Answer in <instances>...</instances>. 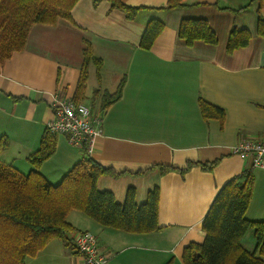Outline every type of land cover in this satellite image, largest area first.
Listing matches in <instances>:
<instances>
[{
  "label": "crops",
  "instance_id": "1",
  "mask_svg": "<svg viewBox=\"0 0 264 264\" xmlns=\"http://www.w3.org/2000/svg\"><path fill=\"white\" fill-rule=\"evenodd\" d=\"M121 1L138 8L133 20L111 11L107 1L93 6L92 0H78L70 19L30 27L24 49L13 52L0 67V137L8 139L0 161L24 175L31 171L27 158L38 150L52 118L50 100L73 99L88 43L101 62L100 81L89 63L86 90L78 103L102 121V137L91 158L116 174L99 176L97 188L111 192L118 203L133 188L137 204H144L148 191L158 187L160 229L124 233L74 210L67 217L74 227L71 243L83 230L96 236L106 264H183V249L203 241L201 222L220 187L245 169L252 168L254 174L246 218L264 219V170L232 154L241 138H264V37L258 34L257 18L264 20V0H182L170 10L161 9L168 0ZM152 19L164 29L151 49L144 50L140 39ZM183 19L206 20L217 44L196 41L187 46L177 34ZM233 28L248 31L250 39L247 46L227 54ZM118 89L119 97L102 112L104 95L111 97ZM199 99L222 109L223 122L205 119ZM83 156L82 149L58 135L55 152L39 172L58 185ZM219 158L210 172L193 167L184 175H161L154 168L182 169L188 162ZM242 246L255 248L251 234L242 239ZM258 256L264 263V254ZM26 264L82 262L64 242L52 240Z\"/></svg>",
  "mask_w": 264,
  "mask_h": 264
},
{
  "label": "trees",
  "instance_id": "2",
  "mask_svg": "<svg viewBox=\"0 0 264 264\" xmlns=\"http://www.w3.org/2000/svg\"><path fill=\"white\" fill-rule=\"evenodd\" d=\"M78 0H0V67L13 52L24 49L28 31L33 24L54 25L58 18L70 19V11ZM101 1L110 4L111 11L117 9L133 20L137 9L126 6L121 0H92L93 6ZM182 0H168L163 10L180 7ZM263 0H259L262 2ZM245 7L241 8L244 9ZM258 18V34L264 37V20ZM164 29L158 20H150L141 36L139 48L151 49L156 38ZM178 37L187 46L196 41L217 44L216 35L206 20L183 19ZM250 34L233 28L227 42V54L247 46ZM88 43L83 50V63L77 88L72 101L80 102L84 97L88 64L96 67L97 81H100L101 62L92 54ZM97 89L95 93L98 92ZM120 89L102 99L100 110H105L120 95ZM205 119L214 118L221 123L224 112L203 100H198ZM8 147L6 136L0 137V153ZM56 149V135L46 128L40 138L38 150L28 155L31 171L24 175L11 165L0 162V264H26L52 240H59L75 254L69 234L74 227L67 221L71 211H79L99 225L130 234H150L160 228L157 223L160 190L148 191L144 204H137L136 192L129 188L125 199L118 203L109 191H100L96 182L99 176H116L93 160L87 154L75 163L58 185L50 184L40 174L39 168L53 155ZM221 161L188 162L182 169L157 165L161 175L178 171L181 175L193 167L205 172L212 171ZM254 174L252 168L233 176L220 187L207 210L201 229L204 238L201 243L191 242L182 253L183 264H264L258 255L264 254V219L251 221L246 218L247 208L252 200ZM252 230L254 249L242 246V239ZM165 264H173L172 260Z\"/></svg>",
  "mask_w": 264,
  "mask_h": 264
},
{
  "label": "built area",
  "instance_id": "3",
  "mask_svg": "<svg viewBox=\"0 0 264 264\" xmlns=\"http://www.w3.org/2000/svg\"><path fill=\"white\" fill-rule=\"evenodd\" d=\"M52 118L46 128L51 134L63 135L67 143L88 156H93L102 137L101 117L89 107L71 99L53 97L50 100ZM232 154L249 160L253 168L264 170V138H241L232 148ZM82 264H106L98 240L88 231L76 232L72 241Z\"/></svg>",
  "mask_w": 264,
  "mask_h": 264
},
{
  "label": "rangeland",
  "instance_id": "4",
  "mask_svg": "<svg viewBox=\"0 0 264 264\" xmlns=\"http://www.w3.org/2000/svg\"><path fill=\"white\" fill-rule=\"evenodd\" d=\"M1 162V161H0ZM252 230H250V232L248 233V234H251L252 232H251ZM248 234L246 235V236H248ZM245 236V237H246ZM251 236H252V234H251ZM252 239H253V236H252ZM253 241H254V239H253Z\"/></svg>",
  "mask_w": 264,
  "mask_h": 264
}]
</instances>
